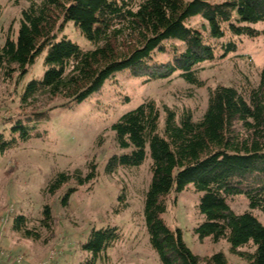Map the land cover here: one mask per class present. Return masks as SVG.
<instances>
[{
    "label": "trees",
    "instance_id": "trees-1",
    "mask_svg": "<svg viewBox=\"0 0 264 264\" xmlns=\"http://www.w3.org/2000/svg\"><path fill=\"white\" fill-rule=\"evenodd\" d=\"M1 11L0 6V15ZM197 15L206 20L202 25L207 34L187 24ZM70 20L95 44L93 49L83 50L66 36L56 39ZM258 21H264V0L32 1L22 11L17 36L9 33L0 47V68L5 77L17 72V79L22 80L36 57L48 49L44 75L26 83L22 107L32 105L40 96L57 100L50 109L83 102L124 69L148 78L169 77L180 71L186 81L202 86L197 66L215 56L209 37L221 40L227 31L254 37L260 31L245 23ZM222 47L226 55L237 49V43L230 39ZM167 51L172 54L170 59L156 60L158 53ZM164 110V126L160 124L162 108L154 99L120 116L112 125L115 140L120 148L130 151L111 154L105 167L111 174L121 166H139L150 156L144 217L160 264H228L222 251L205 257L194 253L182 230L171 228L163 217L165 196L189 184L202 192L199 210L204 220L195 229L199 238L226 239L231 251L246 258L247 264H264V224L250 210L234 212L228 202L230 197L244 194L252 209L264 210V67L257 86L243 89L217 84L208 88L207 108L198 120L191 109L179 119L174 109L164 105ZM45 112H33L25 121L18 119L12 134L28 139L34 128L28 121H33V115L41 119ZM15 140H6L0 133V150H7ZM99 140H104L103 135ZM97 175V163L91 161L85 176L81 170L60 172L48 190L56 192L73 177L83 184ZM76 189L65 192L64 205ZM54 221L46 205L38 225H31V217L18 215L13 230L24 238L39 240L41 229L51 231ZM120 237L117 226L93 228L83 244L88 254L80 264H98Z\"/></svg>",
    "mask_w": 264,
    "mask_h": 264
},
{
    "label": "rangeland",
    "instance_id": "rangeland-1",
    "mask_svg": "<svg viewBox=\"0 0 264 264\" xmlns=\"http://www.w3.org/2000/svg\"><path fill=\"white\" fill-rule=\"evenodd\" d=\"M32 1L41 0H0V47L9 33L17 36L22 11ZM203 23H207L206 20L197 15L187 24L207 34ZM245 24L255 27L260 34L250 37L227 31L221 40L209 37L215 56L197 66L198 78L204 82L202 86L186 81L180 71L169 77L148 78L134 76L129 69H124L108 78L100 90L83 102L50 109L57 100L40 96L32 105L22 107L26 83L44 75L48 49L36 57L22 80L17 79V72L5 77L0 68V133L6 140L16 138L13 146L3 152L0 150V236L12 237L21 246L20 253L35 259L34 263L80 264L88 254L83 244L88 241L91 230L117 226L121 237L98 264H160L144 217L151 158L148 155L139 166H121L114 173H107L105 167L111 154L130 151L117 145L112 125L147 99H154L161 106V126L165 124L164 105L177 112V119L186 109H191L194 119L198 120L207 108L208 88L217 84L243 89L248 85L257 86L264 67V21ZM63 36L83 50L95 47L71 20L57 33L56 39ZM230 39L237 43V49L225 55L222 44ZM171 57L167 51L158 53L156 60L166 61ZM40 110L46 111L41 119L33 115V121H28L34 126L31 137L22 139L19 133L12 134L11 128L18 119L25 121V116ZM91 161L97 163L96 178L80 184L73 177L56 192L48 190L50 181L60 172L74 174L81 170L85 176ZM71 187L77 189L64 205L63 195ZM201 195L193 184L180 192H169L165 196L167 210L163 214L166 223L182 230L185 242L194 253L205 257L222 251L228 264H247L246 258L231 251L226 239L199 238L195 229L204 220L199 210ZM228 202L234 212L250 210L264 224V210L252 209L244 194L230 197ZM46 205L50 206L55 221L51 231L41 229V239L24 238L13 230L18 215L31 217V225H38Z\"/></svg>",
    "mask_w": 264,
    "mask_h": 264
},
{
    "label": "crops",
    "instance_id": "crops-1",
    "mask_svg": "<svg viewBox=\"0 0 264 264\" xmlns=\"http://www.w3.org/2000/svg\"><path fill=\"white\" fill-rule=\"evenodd\" d=\"M0 248L7 250L9 253L11 252L12 254H17L20 253L21 246L16 244L15 241H13L12 237L6 236L4 237L3 235L0 236ZM29 262H33L35 259H29L27 258ZM0 264H10L8 258L5 255L0 254Z\"/></svg>",
    "mask_w": 264,
    "mask_h": 264
},
{
    "label": "built area",
    "instance_id": "built-area-1",
    "mask_svg": "<svg viewBox=\"0 0 264 264\" xmlns=\"http://www.w3.org/2000/svg\"><path fill=\"white\" fill-rule=\"evenodd\" d=\"M0 254L5 255L8 258L10 264H42V262L41 263L29 262L24 254L21 253L12 254L11 252L9 253L7 250L1 248H0Z\"/></svg>",
    "mask_w": 264,
    "mask_h": 264
}]
</instances>
